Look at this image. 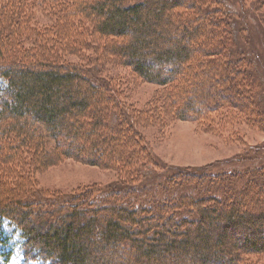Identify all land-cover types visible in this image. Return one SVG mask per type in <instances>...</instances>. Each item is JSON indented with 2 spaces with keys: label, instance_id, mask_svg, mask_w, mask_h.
Instances as JSON below:
<instances>
[{
  "label": "trees",
  "instance_id": "trees-1",
  "mask_svg": "<svg viewBox=\"0 0 264 264\" xmlns=\"http://www.w3.org/2000/svg\"><path fill=\"white\" fill-rule=\"evenodd\" d=\"M43 3L48 8L45 10L56 12L59 20L51 35L35 36L38 50L24 48L20 34L0 38V133L8 135L17 128L18 133L13 132L18 134V154L23 144L41 153L40 161L47 165L65 158L90 164H113L118 159L114 168L129 180L125 186L102 187L96 197L87 191L73 200L43 196L39 190L33 191L29 182L20 180L25 191H18L15 206L10 204L11 192L0 196V226L7 218L21 231L19 247L25 264H167L164 256L172 251L176 257L172 264H253V257L264 256V164L259 165L262 158L252 157L250 160L258 163L246 169L223 170L219 163L183 173L170 166L177 177L163 176L153 188L149 187L151 200H142L148 191L142 184L148 182L147 178L142 176L150 170L143 161L150 148L131 127L132 109L119 102L115 92L96 77L94 67L63 61L65 57L80 59L94 38L110 39L109 51L114 58L135 76L165 88L158 99L162 113L170 111L179 120H202L219 110L257 105L251 89V58L234 49L236 39L232 32L236 23L229 20L232 16L222 2ZM11 21L6 17L1 22L5 30ZM220 51H228L230 59L236 55L233 59L237 65L231 71L240 77L232 94L218 91L206 96L207 87L201 86L204 82L200 79L209 78L200 73L201 67L216 66ZM196 53L200 58L195 64L201 67L198 66L199 79L195 81L179 73L181 67H189V59ZM230 63L219 66L223 69L221 79L227 78ZM37 124L43 126L46 134L39 131ZM81 126L91 129L88 134L93 143L85 147L64 140L66 133L76 132ZM121 136L128 150L112 156L102 154L100 145L118 143ZM49 138L54 143L52 149H48ZM154 178L150 182H156ZM193 180L200 183L194 185L196 191L188 190ZM203 184L204 193L200 194L198 189ZM139 185L144 188L139 189ZM179 188L186 192L179 195ZM95 233L101 235L104 250L92 258L91 245L99 246L92 241ZM8 239L0 232V243L7 245ZM107 246L115 251L109 253ZM123 251L128 252L124 257L120 255Z\"/></svg>",
  "mask_w": 264,
  "mask_h": 264
},
{
  "label": "rangeland",
  "instance_id": "rangeland-1",
  "mask_svg": "<svg viewBox=\"0 0 264 264\" xmlns=\"http://www.w3.org/2000/svg\"><path fill=\"white\" fill-rule=\"evenodd\" d=\"M43 1L45 0H0V38L7 34L17 36L20 34L24 48L38 50V43H34L33 40H36V37H45V35L54 33L55 30L52 27L59 20L55 15L56 12L45 10L47 7H44L46 4ZM220 1L232 16L229 20L233 21V25L236 23L234 32H232L236 39L234 49L245 52L247 57L251 58L250 71L254 73L251 89L252 94H255L257 105L250 103L251 106L243 104L242 109L231 107L227 110H219L202 120H179L175 119L170 111V113H162L163 109L159 105L158 99L163 96L165 88L135 76L130 68L114 58L109 51L110 39L94 38L89 42V50L82 51L80 59L74 57L63 59L64 62L76 63L84 68L94 67L96 77L115 92L119 102L126 103L132 109L133 125L131 127L143 136V141L150 148V154L143 161L147 163L145 168L150 170L145 171L142 176L148 181L142 183L145 188H148V191L143 194L142 200H151L149 187L153 188L155 183L162 180L163 176L174 175L175 171L170 166L177 167L183 173L192 171V168L204 169L207 166H217L219 163V168L223 170L246 169L249 166H256L258 161L250 160L256 156L259 159L262 158L259 165L264 164V0ZM6 17L12 21L6 25L9 28L5 30L1 22L5 21ZM18 23L20 24L18 25ZM206 33L205 31L204 34ZM217 56L220 62H217L216 66L204 69L201 64H195L197 63L196 59L200 58L196 53L189 59L191 60L189 67H181L179 74L186 78L192 77L196 81L199 79V74L196 72L200 66L202 69L200 73L209 78L206 81L200 79L204 82L201 86L206 85L205 87H207L206 96H211L218 91L232 94L240 77L238 72L231 71L237 65L233 59L236 55L234 54L230 59L228 51H220ZM227 61L233 63H230L231 69L226 68L227 78L221 79L223 73L221 67L228 65ZM219 66L221 67L219 68ZM185 90H187L186 87ZM244 94L249 96L245 92ZM201 102H203V98ZM7 124H10V127L14 126L13 122H7ZM37 127L39 131L46 134L43 126L37 124ZM13 131L18 133L17 128L10 130L8 135L0 133V196L3 197L11 192L10 196L13 197H11L10 204L12 206H15L14 200L17 201L18 191H25V188L20 186V180L29 182L32 190H39L43 196L52 195V197H63L67 200H73L74 196L80 197L87 191L94 192L93 194L100 193V189L108 185L121 184L125 186L126 181L129 180L128 176L114 168L119 164L118 159L113 161L114 165L104 161L90 164L72 158H65L47 165L40 161L41 153H36L35 150L25 147L23 144L21 152L18 154V134ZM90 131L91 129L88 127L86 129L85 126H81L76 132L66 133L64 140L67 138L66 140L74 145L86 147L93 143V137L88 134ZM122 138L124 136L118 137V143L108 142L110 145H100L99 150L102 154H111V156L122 149L128 150L129 147L123 144ZM47 143L48 149H52L53 140L49 138ZM248 146L261 149L248 151ZM18 159L21 160V163H18ZM217 171L219 169L216 168L214 172L217 173ZM136 174H140V171L138 170ZM152 177H155L156 182H150ZM195 184L200 183L194 181L192 186L190 185L191 189L188 190L196 191ZM205 186L203 184L199 187L200 194L204 193ZM142 187L139 185V189ZM183 192H186L185 189L179 188V195ZM2 222L1 235H5L9 239L7 245L0 243V264H25L19 247L21 231L7 218ZM171 232L173 233V230ZM100 238L99 233L93 235L92 241H97L99 246L91 245L93 251L90 252V255L92 258L94 255H100V252L104 250L102 248L104 243ZM84 241L87 242V239ZM107 247L105 250L109 253L115 251L111 246ZM6 252H8L7 255ZM174 252L164 256L167 264L176 261V257H173ZM121 253L120 255L124 257L128 252ZM6 257L7 259H5ZM251 262L264 264V256L253 257ZM28 264H40V262L30 261Z\"/></svg>",
  "mask_w": 264,
  "mask_h": 264
}]
</instances>
